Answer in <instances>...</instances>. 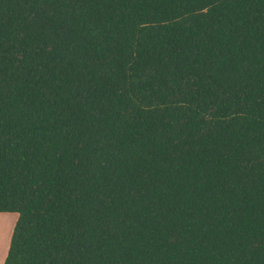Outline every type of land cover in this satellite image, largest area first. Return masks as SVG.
I'll use <instances>...</instances> for the list:
<instances>
[{"label": "trees", "instance_id": "trees-1", "mask_svg": "<svg viewBox=\"0 0 264 264\" xmlns=\"http://www.w3.org/2000/svg\"><path fill=\"white\" fill-rule=\"evenodd\" d=\"M2 264H264V0H0Z\"/></svg>", "mask_w": 264, "mask_h": 264}, {"label": "rangeland", "instance_id": "rangeland-1", "mask_svg": "<svg viewBox=\"0 0 264 264\" xmlns=\"http://www.w3.org/2000/svg\"><path fill=\"white\" fill-rule=\"evenodd\" d=\"M17 219L15 212H1L0 213V264L6 255V248Z\"/></svg>", "mask_w": 264, "mask_h": 264}, {"label": "crops", "instance_id": "crops-1", "mask_svg": "<svg viewBox=\"0 0 264 264\" xmlns=\"http://www.w3.org/2000/svg\"><path fill=\"white\" fill-rule=\"evenodd\" d=\"M1 213V212H0ZM11 237V236H10ZM9 241H10V239H9ZM8 246H9V243H8ZM8 246H7V248H6V254H7V250H8ZM6 256V255H5ZM4 259H5V257H4ZM4 259H3V261H4ZM3 261H2V263H3ZM0 262H1V260H0Z\"/></svg>", "mask_w": 264, "mask_h": 264}]
</instances>
